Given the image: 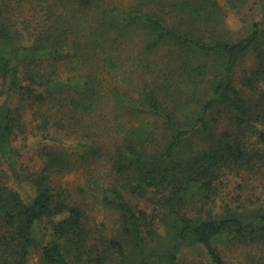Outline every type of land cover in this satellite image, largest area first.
Listing matches in <instances>:
<instances>
[{
    "label": "trees",
    "instance_id": "trees-1",
    "mask_svg": "<svg viewBox=\"0 0 264 264\" xmlns=\"http://www.w3.org/2000/svg\"><path fill=\"white\" fill-rule=\"evenodd\" d=\"M217 5L0 0V264L38 250L40 264H178L186 246L230 264L235 242L264 264V207L218 203L231 175H264V21L229 39L209 30ZM86 194L117 214L116 236L91 225Z\"/></svg>",
    "mask_w": 264,
    "mask_h": 264
},
{
    "label": "rangeland",
    "instance_id": "rangeland-1",
    "mask_svg": "<svg viewBox=\"0 0 264 264\" xmlns=\"http://www.w3.org/2000/svg\"><path fill=\"white\" fill-rule=\"evenodd\" d=\"M211 1H216L218 4L215 11L217 19L220 21L218 25L216 23H211L209 30L213 33H216L215 29L218 28L220 32H222L220 34L224 37L237 40L249 34L255 22L264 21V4L261 0ZM254 65L255 52L253 50L241 62L238 69L239 78L242 77L245 70L251 69ZM28 123L30 124V122ZM28 126L30 130L31 126ZM222 128L223 127H220V129ZM29 137L32 138V136ZM33 142L30 139L28 146L23 148L24 160H32L33 151L36 147V144ZM22 143L23 142H20L19 145H23ZM209 143V139L205 134L195 135L190 140L191 147L195 151L207 147ZM36 162V160H33L31 164H35ZM99 168L106 170L103 166ZM85 179L86 174L81 171L67 175L64 177L63 181L73 183L74 185H80L85 183ZM19 189L25 197L32 193L31 186L28 184H20ZM82 199L85 202L87 214L91 219V225L97 228V232L103 231V233L108 234V236H116L119 231L117 214L106 207L93 204V200L89 194H86L82 197ZM218 203L221 206L229 204L233 207H238V205L247 204V206L250 207H264V175H260L258 178L250 179L249 181H244V179L242 177H238L237 174L231 175L219 193ZM149 212L154 213V210L151 209ZM155 221L156 225H158L156 226L157 232L160 235H165V225L159 223L157 219ZM39 230H41V233L45 232L41 228ZM148 233L149 232L147 230L146 234ZM223 251L224 256L230 264H257L261 255V251L258 246L246 244L245 242H235L223 245ZM40 258L41 251H34L30 256L28 264H40ZM206 262L207 256L201 247L186 246L182 248L178 254V264H206ZM116 263L113 262L111 264Z\"/></svg>",
    "mask_w": 264,
    "mask_h": 264
}]
</instances>
